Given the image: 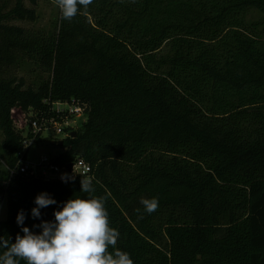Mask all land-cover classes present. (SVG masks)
<instances>
[{
  "label": "trees",
  "instance_id": "1",
  "mask_svg": "<svg viewBox=\"0 0 264 264\" xmlns=\"http://www.w3.org/2000/svg\"><path fill=\"white\" fill-rule=\"evenodd\" d=\"M38 2L0 0V236H23L21 209L38 234L64 202L87 198L82 177L9 170L30 110L79 100L88 120L53 162L90 163L116 248L134 264H264V0H93L70 21L60 11L47 34L11 24L36 22ZM27 58L49 75L36 86L5 75ZM41 192L57 203L37 219ZM153 197L148 214L140 200Z\"/></svg>",
  "mask_w": 264,
  "mask_h": 264
},
{
  "label": "clouds",
  "instance_id": "2",
  "mask_svg": "<svg viewBox=\"0 0 264 264\" xmlns=\"http://www.w3.org/2000/svg\"><path fill=\"white\" fill-rule=\"evenodd\" d=\"M93 0H55L62 18L72 20L78 13V5L87 9ZM74 173V167H73ZM76 174V173H74ZM82 176V175H81ZM62 180H74L75 176L63 174ZM81 192L87 198H71L54 212V221H41L40 233L23 226L24 210L17 214V224L22 226L23 236L16 235L15 242L0 236V264H134L130 254L116 248L120 233L109 226V214L105 207L106 196L93 195L92 178L82 176ZM33 218L41 217V209L55 205L57 201L47 192L35 197ZM140 203L148 214L157 211L158 198H141ZM142 218V217H141ZM113 251L109 252V248Z\"/></svg>",
  "mask_w": 264,
  "mask_h": 264
},
{
  "label": "built area",
  "instance_id": "3",
  "mask_svg": "<svg viewBox=\"0 0 264 264\" xmlns=\"http://www.w3.org/2000/svg\"><path fill=\"white\" fill-rule=\"evenodd\" d=\"M46 103H48L49 109L45 113L31 109L25 123L16 125V130L23 139V150L17 154L16 167L9 168L11 177L21 174L27 179L65 182L61 176L67 174L69 177L74 175L75 179L82 176L93 179V168L83 158H78L72 163L71 171L68 170L67 165L55 164L54 157H42L38 163L34 164L28 162L29 149L41 139L45 131L52 130L56 136L62 137L60 140L65 141L72 137L73 132L81 131L88 120L90 107L79 100H47ZM60 140L55 138L53 142ZM73 167L76 174L73 173ZM5 200L6 195L0 198V203Z\"/></svg>",
  "mask_w": 264,
  "mask_h": 264
},
{
  "label": "rangeland",
  "instance_id": "4",
  "mask_svg": "<svg viewBox=\"0 0 264 264\" xmlns=\"http://www.w3.org/2000/svg\"><path fill=\"white\" fill-rule=\"evenodd\" d=\"M38 12V20L36 22H12L11 24H16L20 27L28 29L30 32H36L39 34H47L50 30L55 27V23L60 15V9L56 6L55 2L52 0H39L37 6H35ZM259 18V12L250 11L248 13L247 19H257ZM5 75L7 77H16L18 79H24L26 86H36L39 83L40 77H49L48 73L41 70L34 61L28 58L24 63H19L17 65H12L5 69ZM62 139L61 136H56L52 130L45 131L41 139L33 145L28 152L27 160L29 163H38L42 157H57L64 150L53 144V139ZM3 134L0 130V163L4 164L7 152L3 144ZM7 219V201L0 203V220Z\"/></svg>",
  "mask_w": 264,
  "mask_h": 264
},
{
  "label": "water",
  "instance_id": "5",
  "mask_svg": "<svg viewBox=\"0 0 264 264\" xmlns=\"http://www.w3.org/2000/svg\"><path fill=\"white\" fill-rule=\"evenodd\" d=\"M77 133L76 132H73L72 133V138H75V137H77ZM64 141H62V140H60V141H54L53 142V144L55 145V146H58V147H60V148H62L63 146H64ZM67 168H68V170L69 171H71L72 170V163H70V164H67Z\"/></svg>",
  "mask_w": 264,
  "mask_h": 264
}]
</instances>
